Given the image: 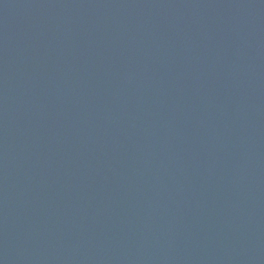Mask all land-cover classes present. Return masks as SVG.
Returning a JSON list of instances; mask_svg holds the SVG:
<instances>
[{"label":"water","instance_id":"95a60500","mask_svg":"<svg viewBox=\"0 0 264 264\" xmlns=\"http://www.w3.org/2000/svg\"><path fill=\"white\" fill-rule=\"evenodd\" d=\"M0 264H264V0H0Z\"/></svg>","mask_w":264,"mask_h":264}]
</instances>
